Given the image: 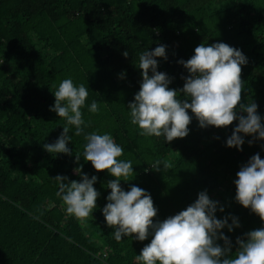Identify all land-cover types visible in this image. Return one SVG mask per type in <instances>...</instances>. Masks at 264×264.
Segmentation results:
<instances>
[{
  "label": "trees",
  "instance_id": "16d2710c",
  "mask_svg": "<svg viewBox=\"0 0 264 264\" xmlns=\"http://www.w3.org/2000/svg\"><path fill=\"white\" fill-rule=\"evenodd\" d=\"M202 43H225L247 58L241 103H256L264 124V0H0V264H139L136 256L152 237L118 242L107 227L106 185L114 177L84 160V137L92 132L110 134L124 149L118 159L131 161L134 174L121 188L150 194L158 210L154 220L178 214L206 192L218 204L217 219L227 217L231 225L234 217L240 225L221 229L231 255L237 238L264 228L235 199L237 173L256 154L264 160V140L241 134L242 150L229 148L226 141L238 121L200 128L190 110L188 136L171 143L142 136L131 124L127 106L142 83L139 55L165 46L167 59L156 58L157 71L180 92L188 72L179 61L190 59ZM69 78L88 88L81 109L84 133L76 136L68 126L73 154H49L44 145L67 126L49 109L59 84ZM93 100L96 113L89 111ZM157 160L171 168L155 171ZM81 165V175L97 176L94 188L100 193L84 222L67 214L54 180L62 175L80 181L74 169Z\"/></svg>",
  "mask_w": 264,
  "mask_h": 264
},
{
  "label": "clouds",
  "instance_id": "9594fccd",
  "mask_svg": "<svg viewBox=\"0 0 264 264\" xmlns=\"http://www.w3.org/2000/svg\"><path fill=\"white\" fill-rule=\"evenodd\" d=\"M123 55L127 58L128 52ZM156 58L167 59L165 46H158L154 51L146 50L139 55L142 83L134 102L127 106L131 124L138 126L140 135L163 136L167 143L183 139L189 134L192 121L190 110L200 128H227L238 121L226 141L229 148L242 150L244 139L241 134L264 140V124L257 113V104L252 101L246 105L241 103L244 91L242 66L247 64V58L240 50L225 43L210 46L202 43L197 46L190 59L179 61L188 72V76L183 77L184 86L180 92L169 88L172 80L165 73L157 71ZM180 93L183 99L178 98L181 97ZM88 95V88L84 84L74 86L70 78L59 84L54 93L55 104L49 111L66 120L67 126L63 127L54 143L44 145L49 154H73L68 147L71 141L68 126H74L76 136L84 133L82 126L85 121L81 109ZM89 111H99L97 101H92ZM84 138V160L91 162L97 173L107 172L114 177L106 185L111 192L107 196L103 216L107 227L114 230L116 241L130 237L143 242L152 237L151 242L136 256L139 264H264V228L249 231L244 238H237L238 250L231 255V242L221 229L227 226L231 232L240 225L234 217L231 225H228L227 217L217 219L215 213L218 204L206 192H200L197 200L178 214L169 216L163 222L154 220L158 210L150 194L136 186L129 191L121 188V181L130 182L129 177L134 174L131 161L118 159L124 149L110 134L92 132ZM75 158L78 164L80 155L76 154ZM161 165L164 171L171 168L170 162L160 160L155 161L152 168L160 171ZM74 172L81 175L82 165ZM54 180L59 188L57 196L61 197L67 214L84 222L97 207L100 196L94 188L97 176L89 178L83 174L80 181L69 182L67 177L57 175ZM235 186L236 202L250 209L264 222V160L259 154L241 167ZM219 210L224 211L223 207ZM218 240H223L225 246L221 247Z\"/></svg>",
  "mask_w": 264,
  "mask_h": 264
}]
</instances>
